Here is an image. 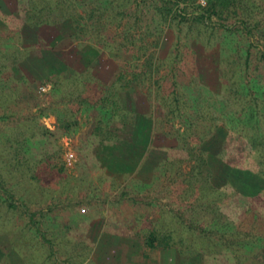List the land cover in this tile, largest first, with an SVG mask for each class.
I'll return each mask as SVG.
<instances>
[{
	"label": "trees",
	"instance_id": "obj_1",
	"mask_svg": "<svg viewBox=\"0 0 264 264\" xmlns=\"http://www.w3.org/2000/svg\"><path fill=\"white\" fill-rule=\"evenodd\" d=\"M171 1L0 0V37L5 39H0V233L19 232L18 237H11L10 244L23 250L19 253L23 262L27 261L25 254L31 240L42 246L44 241L51 242L44 219L60 204H45L43 210L31 211L30 202L12 192L14 179L10 178L19 174L29 184L36 181L39 187L49 185L66 174L69 152L74 156L77 153L83 166L103 169L104 153L113 155L116 149L122 155L130 146L136 147L142 136L151 139L152 110L156 107L162 111L154 117L155 127L175 138L189 161L187 172L178 173L183 180L179 187L197 194L193 198L209 195L212 227L208 230L199 224L197 229L192 228L229 247L235 264H261L255 252L264 248V49L255 56L251 50L255 44L249 40L243 57H239L240 66L231 75L226 72V59L220 58L221 91H214L197 79L194 54L187 46L182 52L185 56L177 50L161 56L157 52L161 40H150L145 33L153 20L150 17L146 21L145 12L163 20L166 13L174 14L168 5ZM234 3L212 0L200 8L195 18L210 28L207 22L212 14L219 15L229 8L237 12L240 5ZM241 22L247 27L246 21ZM60 23L70 24L74 49L88 44L95 50L93 61L77 57L68 60L53 48L55 36L46 38L42 30ZM214 40L208 39V44L223 43ZM230 48L232 56H237L239 48ZM119 53L129 54L131 59L119 60L115 77L109 81L99 75L96 66L113 64ZM30 62L33 71L27 70V74L22 66ZM45 84L49 89L43 93L40 87ZM143 101L150 108L149 114L138 110ZM253 128L258 130L261 142L249 147L248 136L254 133ZM213 129L220 132L223 141L220 150L209 154L201 143ZM127 130L130 137L124 134ZM146 149L145 159L153 147L149 144ZM214 157L227 172L255 176L261 183L253 192L237 190L247 198L245 205L218 203L222 200L220 193L233 190V186L228 179L216 183L211 161ZM172 158L162 156V165L155 164L156 172L162 167L168 170ZM109 188L104 200L98 199L100 207L106 204L107 212L108 205L113 210L127 201L143 202L144 195L138 188L130 191L126 185L116 187L112 182ZM110 217L115 223L119 221L118 217ZM161 232L156 228L142 231L145 248H156L159 239L168 245L170 233ZM133 235H139V231ZM241 248L248 255L239 253Z\"/></svg>",
	"mask_w": 264,
	"mask_h": 264
},
{
	"label": "rangeland",
	"instance_id": "obj_2",
	"mask_svg": "<svg viewBox=\"0 0 264 264\" xmlns=\"http://www.w3.org/2000/svg\"><path fill=\"white\" fill-rule=\"evenodd\" d=\"M210 1L212 0H178L177 2L172 0L168 5L172 7L174 14L173 12L166 13L163 20L157 16H151L152 13L149 14L147 11L144 15L146 21L150 20V17L153 20L150 27H145V33L149 35L150 40L156 38L161 40L157 46L158 55L161 56H166L172 50L184 53L187 46L194 54L193 61L199 71L197 79L209 85L214 91L219 92L221 91L220 71H218L220 58L226 59L228 64L226 72L231 75L233 69L240 66L239 57H243V52L249 40L255 44L251 48L255 56L260 50L264 49V0L254 1L259 2V5H252L251 0H232L235 5H240L237 12L233 13L232 8H229L219 15L212 14L207 22L210 28H205L203 22L198 21L195 16L200 8L205 7ZM241 20L247 22V27ZM42 31L45 33L46 38L55 36L52 43L54 44L53 48L65 54L68 60L77 57V59L84 58L93 61L96 56L95 50L88 44L74 49L75 46L73 45L75 43L70 40L69 35L72 30L68 23H60L50 30L45 28ZM0 39L4 38L0 37ZM208 39L223 41V43L210 45ZM232 46L239 48L237 56H232V48L229 49ZM0 49L3 50L1 40ZM221 49L223 50L221 51ZM185 53H187L188 61L190 59L189 51ZM117 56L116 61L112 60L113 64L108 63L107 57H104L103 60H106L107 63L101 67L96 66V71L100 72L99 75L106 77L109 81L115 77L119 60L131 59L129 54L119 53ZM227 56L229 57L227 58ZM231 59L235 60L231 61ZM22 68L27 74H29L27 70L33 71L31 62L25 64ZM48 89L49 84L40 87V91L43 93H46ZM138 110L142 113L149 114L150 112L148 104L144 101L140 104ZM161 111L159 108L154 107L152 110L153 116L157 118ZM154 117L151 139L142 136L141 139H138V147L132 148L130 146L129 151L126 149V152H123L122 155H119L116 149L113 150L114 156H108V153H104L105 161H103V165L105 167L103 169L100 167V170H98L90 164L83 166L82 161L80 162L76 157L77 153L74 156V153L69 152L66 156L68 167L64 176H59L57 180L49 185L39 187L36 181L29 184L25 180H21L23 177L18 174L10 178L14 179L11 187L12 192L16 196H22L28 200L31 211L43 210L45 204L55 206L60 204L59 208L46 214L47 217L44 219V228L46 226L49 229V236L54 239L56 244H58L61 237L60 223L58 218H54L58 214V217L61 216L64 219L62 222H67L66 219L69 218L68 224L78 227L79 232H81L80 226L84 224L93 223L96 225L95 228L98 231L95 235L94 232L92 234L93 237H99L103 240V243H99V246L96 247L100 252L106 249L105 240L111 239L110 236L115 235L113 238L117 244H115V255L112 256V264H235L234 253L229 247L222 245L216 239L199 235V232L197 233L194 230V228H198L199 224L208 230L212 227L209 195H198L197 198H193L197 194L190 192V189L183 191L179 187L183 180L178 173H186L189 167L186 152L177 147L175 138L158 131L155 127ZM177 126L175 128H178ZM0 128H3V121L0 122ZM257 131L256 128H253L254 133L248 136L249 147L261 142ZM211 132L201 143V147L209 151V154L212 151L217 152L220 150L223 141L222 135L217 129H213ZM124 134L131 136L130 130L125 131ZM149 144L150 147H153V151L145 159L146 148ZM92 145L94 148L96 147V144ZM164 155H167V158L172 155L171 164L168 165V170H166V167L165 170L162 167L156 172L157 169H154L155 164L159 162L161 166L163 163L161 157ZM112 157L117 158L112 160ZM181 158L184 160L182 161ZM211 161L214 170H216V183L223 184L228 179L233 186V190L220 193L222 200L218 202L219 204L243 206L247 198L238 193L237 190L253 192L261 187V183L256 181L255 176L227 172V168L224 170V167L216 158L211 159ZM164 166L167 165L164 163ZM16 180H20L21 183L18 184ZM110 182L116 187L126 185L130 191H137V188L142 190L143 202L136 204L127 201L119 207L113 206V210L110 209L112 206L107 204L109 209L107 212L106 204L100 207L98 199L101 202L104 200L103 195L110 190ZM176 185L178 186L177 190L175 189ZM109 196L112 198V193ZM70 200L75 201L72 204L66 203ZM117 208L118 211H121L117 212ZM111 212L113 214H110ZM110 216L118 217L119 221L115 223L110 219ZM151 228L161 230V233H170L169 235L172 238L166 239L168 245H165L163 240L159 239L156 248H145L142 234L148 232ZM120 230L121 233H115ZM136 230L139 231V235H133L134 232H137ZM9 233L11 235L6 232L0 233V264H54L53 258L45 250L46 247L34 243L35 240H31V247H28L25 254L27 261L23 262L19 256V253H22L23 250L21 252L19 246L16 248L10 244L11 237L15 235L18 237L19 232L15 230ZM21 240L26 242L25 239ZM58 245L57 247H59ZM239 253L248 255V252L244 251L243 248ZM255 257L261 264H264V248L263 251H256ZM87 264H94V260L92 262L88 261Z\"/></svg>",
	"mask_w": 264,
	"mask_h": 264
},
{
	"label": "crops",
	"instance_id": "obj_3",
	"mask_svg": "<svg viewBox=\"0 0 264 264\" xmlns=\"http://www.w3.org/2000/svg\"><path fill=\"white\" fill-rule=\"evenodd\" d=\"M254 1L258 0H251L252 5H259V2ZM58 215H55L54 218H58L60 223L61 237L58 241L59 245L52 238L50 243L46 241L43 243V246L46 247V252L53 258L54 264H87L88 261L92 262L93 260L94 264H112V256L115 255V244H117L113 238L115 235L110 236L113 239L108 238L105 240L106 249L100 252L96 247L99 246V243H103V240L99 237H93L92 234L94 232L95 235L98 231L95 228L96 225L93 223L84 224L80 226L81 232H79L78 227L68 224L69 218L66 219L67 222H62L64 219L61 216L58 217ZM45 228L47 227L45 226Z\"/></svg>",
	"mask_w": 264,
	"mask_h": 264
}]
</instances>
